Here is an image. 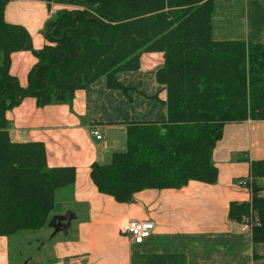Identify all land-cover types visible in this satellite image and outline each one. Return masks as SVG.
<instances>
[{
	"label": "trees",
	"instance_id": "trees-1",
	"mask_svg": "<svg viewBox=\"0 0 264 264\" xmlns=\"http://www.w3.org/2000/svg\"><path fill=\"white\" fill-rule=\"evenodd\" d=\"M61 9L33 49L29 32L5 20L0 0V236L48 226L57 193L76 182L75 168H50L42 143H14L8 112L25 97L39 107L69 103L101 78L124 89L123 72L163 53L157 81L167 91V120L128 126V149L108 166L94 164L98 191L120 203L145 190L179 189L190 181L215 184L213 153L231 123L264 121V45L213 40L214 0H42ZM31 51L37 64L22 88L11 73L12 55ZM252 204L233 203L230 219L258 217L252 231L264 252V161L252 162ZM255 259H264L255 255Z\"/></svg>",
	"mask_w": 264,
	"mask_h": 264
},
{
	"label": "crops",
	"instance_id": "crops-1",
	"mask_svg": "<svg viewBox=\"0 0 264 264\" xmlns=\"http://www.w3.org/2000/svg\"><path fill=\"white\" fill-rule=\"evenodd\" d=\"M5 1L7 23L25 28L33 49H43L42 31L61 6L42 0ZM213 40L264 45V0H214ZM164 62L163 53L145 54L140 70L119 74L118 82L127 91L109 88L103 77L77 91L69 103L39 107L35 98L25 97L8 112L12 142L44 144L50 168H75L77 176L72 187L57 193L51 216L72 213L67 232L44 239L53 229L48 224L49 230L23 236V242L36 239L41 246L28 258L20 251L17 263L13 236H0V264L263 263L255 259L264 252L253 242V229L245 231V218L237 222L229 213L233 203L252 204L247 185L252 162L264 161V121L225 127L213 153L219 171L215 184L190 181L179 189L145 190L120 203L100 193L91 179L94 164L108 166L115 154L127 152L130 124L167 120L168 94L157 81ZM36 64L31 51L12 55L10 73L22 88H27ZM95 130L104 136L102 141L93 136ZM128 219L153 222L152 236L135 244L122 235Z\"/></svg>",
	"mask_w": 264,
	"mask_h": 264
},
{
	"label": "built area",
	"instance_id": "built-area-1",
	"mask_svg": "<svg viewBox=\"0 0 264 264\" xmlns=\"http://www.w3.org/2000/svg\"><path fill=\"white\" fill-rule=\"evenodd\" d=\"M57 13L54 12L53 15ZM93 136L98 140L102 141L104 136L99 130H95ZM245 231H251L252 228L259 224L258 217L245 218ZM121 234L130 238L135 244H143L147 239L152 236L153 231L155 230V224L149 221H138L134 219H128L124 222V225L121 227Z\"/></svg>",
	"mask_w": 264,
	"mask_h": 264
},
{
	"label": "rangeland",
	"instance_id": "rangeland-1",
	"mask_svg": "<svg viewBox=\"0 0 264 264\" xmlns=\"http://www.w3.org/2000/svg\"><path fill=\"white\" fill-rule=\"evenodd\" d=\"M252 182H253V178L251 177L250 178V183H252ZM259 184L264 186V179L259 180ZM63 192H65V191H63ZM63 192L60 193V194L63 195L64 194ZM262 195H263L262 197H264V192L262 193ZM59 199H60V197H59ZM245 218H249L250 219V215L245 217ZM46 228H47L46 230H49L48 226ZM54 232H55L54 229H51V233L48 236L44 235L43 238L45 239L47 237H51L52 233L54 234ZM28 234H31V235L35 236L34 234H37V233H35V232H23V233H20L19 235H16V236H13V237L11 236L12 237L11 239L14 242L13 243V261H15L16 263L18 261V254L20 253V251L23 253L25 258H28V254L31 256L41 246V244H39L38 241H36V239L28 240L32 244L27 243V241L23 242V240H24L23 236L28 235ZM21 247H24V249H26V251H24L23 248H21ZM21 260H23V259H21ZM261 260H263L262 264H264V259H261Z\"/></svg>",
	"mask_w": 264,
	"mask_h": 264
},
{
	"label": "water",
	"instance_id": "water-1",
	"mask_svg": "<svg viewBox=\"0 0 264 264\" xmlns=\"http://www.w3.org/2000/svg\"><path fill=\"white\" fill-rule=\"evenodd\" d=\"M73 218L74 215L72 213H67L64 216H54L49 223V226L55 231L54 235L58 233H66L67 227L71 223Z\"/></svg>",
	"mask_w": 264,
	"mask_h": 264
}]
</instances>
